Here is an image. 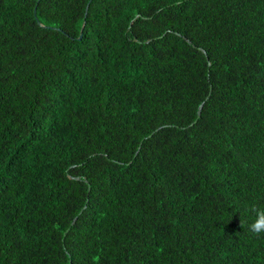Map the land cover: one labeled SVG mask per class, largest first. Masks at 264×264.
Masks as SVG:
<instances>
[{
	"label": "trees",
	"instance_id": "trees-1",
	"mask_svg": "<svg viewBox=\"0 0 264 264\" xmlns=\"http://www.w3.org/2000/svg\"><path fill=\"white\" fill-rule=\"evenodd\" d=\"M259 213L264 0H0V264H264Z\"/></svg>",
	"mask_w": 264,
	"mask_h": 264
},
{
	"label": "clouds",
	"instance_id": "clouds-1",
	"mask_svg": "<svg viewBox=\"0 0 264 264\" xmlns=\"http://www.w3.org/2000/svg\"><path fill=\"white\" fill-rule=\"evenodd\" d=\"M249 229L255 234L264 232V213L258 214L257 219L249 225Z\"/></svg>",
	"mask_w": 264,
	"mask_h": 264
},
{
	"label": "water",
	"instance_id": "water-1",
	"mask_svg": "<svg viewBox=\"0 0 264 264\" xmlns=\"http://www.w3.org/2000/svg\"><path fill=\"white\" fill-rule=\"evenodd\" d=\"M202 106H203V103L200 104L198 113H200V110H201Z\"/></svg>",
	"mask_w": 264,
	"mask_h": 264
}]
</instances>
